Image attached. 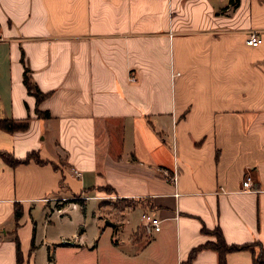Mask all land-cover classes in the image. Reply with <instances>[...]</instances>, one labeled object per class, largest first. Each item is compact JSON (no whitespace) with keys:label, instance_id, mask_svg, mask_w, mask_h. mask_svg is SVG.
<instances>
[{"label":"crops","instance_id":"crops-1","mask_svg":"<svg viewBox=\"0 0 264 264\" xmlns=\"http://www.w3.org/2000/svg\"><path fill=\"white\" fill-rule=\"evenodd\" d=\"M0 115L30 119L0 151L45 160L0 156V264H220L210 247L188 260L217 227L264 244V0H0ZM90 199L117 225L88 234Z\"/></svg>","mask_w":264,"mask_h":264},{"label":"trees","instance_id":"trees-1","mask_svg":"<svg viewBox=\"0 0 264 264\" xmlns=\"http://www.w3.org/2000/svg\"><path fill=\"white\" fill-rule=\"evenodd\" d=\"M28 68L25 69L24 71V82L27 86V89H29V92L33 93L37 101H41L43 98L46 96V92L44 93L37 84L33 81L31 78L30 74H28ZM39 114L41 115H48V111H40ZM30 123V119H14L12 117H3L0 115V129L7 130L9 132H14L19 129L24 130L27 129ZM0 156L4 158L8 163L12 165H17L19 161H30L34 159L37 162L44 163L45 160H43L39 152L36 150H33L30 152L26 158L24 159H16L12 153L9 151L3 150L0 151ZM57 167V165H56ZM121 201V199H119ZM23 215V207L20 205V203L16 204V212H15V217L17 220L20 219V217ZM217 238L216 240H212V242H208L205 244H200L198 247L194 248L191 250L189 254L188 260H191L200 249L203 247H210L214 248L218 251L219 254V262L220 264H228L227 262V253L230 251H236V250H242V249H250L252 251V258H253V264H264V244L257 241L256 243H242V245L239 244H229L228 242L225 241L222 230H220L219 227L214 229ZM16 242H17V249L16 252L18 253V262H21L22 260V254L23 252L21 251V242L17 236H15Z\"/></svg>","mask_w":264,"mask_h":264},{"label":"rangeland","instance_id":"rangeland-1","mask_svg":"<svg viewBox=\"0 0 264 264\" xmlns=\"http://www.w3.org/2000/svg\"><path fill=\"white\" fill-rule=\"evenodd\" d=\"M76 201H78V200H76ZM117 202L119 204L121 201H117ZM97 203H98V200L90 199V200L86 201V205H87L86 212H84L83 209L81 210V212H82L81 218L83 219V225L85 226V229H87V233L90 234V235H91L92 231H96L97 220H99V223L102 224V226L105 225V221L107 220L104 215H102V217H99V214H100L101 211H100ZM122 206H123V204H122ZM122 206H116V207H120L121 208ZM114 207L113 206L112 207L108 206L107 211L109 210V208L112 209L110 212H108V216L112 217L114 219H118L121 215L119 213H117L118 210L116 208H114ZM120 208H118V209H120ZM145 210H149V209H145ZM140 214H141V210L137 208V210L128 212L124 218H126V219L130 218L131 220L135 219L137 221L138 217L140 216ZM123 215H125V214H123ZM73 228H74V226L69 225V224L62 225V231L64 229L69 231L70 229H73ZM103 241H104V239H103ZM108 247H109L108 243L104 244V248L105 249L108 250L109 249ZM104 252L107 253L108 251H104ZM47 258H49L48 255H46L42 260H40V262L44 264V262L46 261Z\"/></svg>","mask_w":264,"mask_h":264},{"label":"built area","instance_id":"built-area-1","mask_svg":"<svg viewBox=\"0 0 264 264\" xmlns=\"http://www.w3.org/2000/svg\"><path fill=\"white\" fill-rule=\"evenodd\" d=\"M247 43L251 44L253 46H258L263 42V37H261V34L258 30L252 29L249 31L247 35ZM131 79H135V76L133 75ZM74 172L76 175H80V171L78 169H74ZM166 175L171 179L172 181H175L176 177L175 175H172L169 172H165ZM252 176L248 174L245 179L243 180V185L245 190H253V184H252ZM87 196L85 195H78L77 197H74V200H78L81 198H85ZM64 200L66 199L65 197L63 198ZM75 204V203H74ZM76 205V204H75ZM141 218H143L144 222L146 223V226L151 228L152 230L154 229L155 231H158L161 229V218L156 216L155 214H151L148 212H143L141 215Z\"/></svg>","mask_w":264,"mask_h":264},{"label":"water","instance_id":"water-1","mask_svg":"<svg viewBox=\"0 0 264 264\" xmlns=\"http://www.w3.org/2000/svg\"><path fill=\"white\" fill-rule=\"evenodd\" d=\"M106 223L108 224H111V225H117V223H115L113 220H111V219H108L107 221H106ZM71 244V243H73V241L72 240H70V239H65V240H63V242H62V244Z\"/></svg>","mask_w":264,"mask_h":264}]
</instances>
